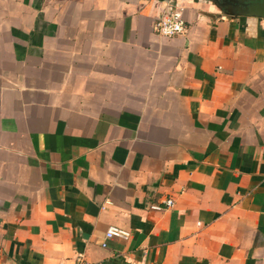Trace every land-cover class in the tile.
I'll list each match as a JSON object with an SVG mask.
<instances>
[{
	"label": "crops",
	"instance_id": "1",
	"mask_svg": "<svg viewBox=\"0 0 264 264\" xmlns=\"http://www.w3.org/2000/svg\"><path fill=\"white\" fill-rule=\"evenodd\" d=\"M242 1L0 0V264H264V16Z\"/></svg>",
	"mask_w": 264,
	"mask_h": 264
},
{
	"label": "built area",
	"instance_id": "2",
	"mask_svg": "<svg viewBox=\"0 0 264 264\" xmlns=\"http://www.w3.org/2000/svg\"><path fill=\"white\" fill-rule=\"evenodd\" d=\"M154 31L162 36L172 37L181 34L186 29V21L183 16L182 7L176 2H170L164 9V12L160 14L154 21ZM173 203L172 199H167L165 201L166 206H171ZM152 209H161L162 207L158 204H153ZM129 232L117 227L109 226L105 232L106 238L119 236L126 238ZM73 264H91L88 262L83 253H76Z\"/></svg>",
	"mask_w": 264,
	"mask_h": 264
},
{
	"label": "water",
	"instance_id": "3",
	"mask_svg": "<svg viewBox=\"0 0 264 264\" xmlns=\"http://www.w3.org/2000/svg\"><path fill=\"white\" fill-rule=\"evenodd\" d=\"M243 5L242 12L246 14H258L264 16V0H246L239 2Z\"/></svg>",
	"mask_w": 264,
	"mask_h": 264
}]
</instances>
